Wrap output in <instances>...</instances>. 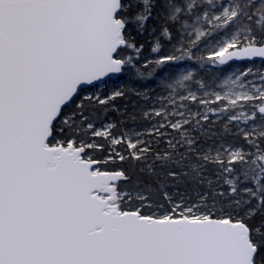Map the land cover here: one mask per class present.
Segmentation results:
<instances>
[{
	"label": "snow or ice",
	"instance_id": "6c2138e0",
	"mask_svg": "<svg viewBox=\"0 0 264 264\" xmlns=\"http://www.w3.org/2000/svg\"><path fill=\"white\" fill-rule=\"evenodd\" d=\"M149 21L153 52L175 43L141 68L167 67L169 95L144 113L150 139L116 135L95 108L124 91L88 93L135 68L130 25ZM257 59L264 0H0V264H264V70L202 95L181 71ZM117 160L139 175L107 167Z\"/></svg>",
	"mask_w": 264,
	"mask_h": 264
},
{
	"label": "trees",
	"instance_id": "16d2710c",
	"mask_svg": "<svg viewBox=\"0 0 264 264\" xmlns=\"http://www.w3.org/2000/svg\"><path fill=\"white\" fill-rule=\"evenodd\" d=\"M130 30L132 31L133 36L135 37L138 45H143V51L140 55L139 62L136 63L135 68L122 73L120 76V80H122V84L119 89L124 91V95L122 97H117L114 100L110 101L106 106H97L95 108L96 114V123L97 126H101L110 121L115 125L114 133L116 135H121L123 129H130V127H134L136 131L145 130L148 128L147 126H152L156 121L148 120L144 118V111H141V104H145L146 100L155 96L162 91H165L162 85H160V81L164 76H169V71L167 67L158 68L152 76H148L147 70L141 68V65L146 60L155 59L160 55L169 54L172 51V44L175 43L173 41L171 44L166 41H161V48L158 52H153L152 48L155 46L157 39L159 38V24L153 21H149L147 25V29L140 34H137L135 29L130 25ZM184 66H191L195 69V76L198 80L202 81L204 84H208L207 82L210 80L207 74L206 67L201 66L196 61H183L181 62ZM137 69L143 71V76L137 74ZM145 84V86L150 87V90L144 93V90H141V87ZM192 87L198 89V85L192 83L190 84ZM146 94V95H145ZM151 100V99H150ZM152 101V100H151ZM145 102V103H144ZM149 103V102H148ZM195 104H193V107ZM197 106V105H196ZM198 107V106H197ZM145 108H151V105L148 104ZM143 110V109H142ZM214 132H222L223 131V122L217 123L216 125H208ZM234 131V129H233ZM148 139H150L148 137ZM237 139L242 144L243 141L238 137ZM98 142L103 143V140H98ZM152 146L154 150H162L166 147L164 142H161L158 146L156 142L153 140ZM120 150L123 152V146H120ZM102 157L106 156L107 153L100 154ZM109 168L120 169L123 168L129 175L132 176L133 179L139 175V169L141 165L136 166V170L133 171L132 164L130 161H116L115 163L109 162ZM211 175V173H210ZM215 179V177H212ZM171 191V189H169ZM181 192L184 191L183 186H181ZM201 192L205 191V189H200ZM187 195H189L193 200L197 199V192L193 190L191 187L188 188ZM260 217L257 216L255 218V222H258Z\"/></svg>",
	"mask_w": 264,
	"mask_h": 264
},
{
	"label": "rangeland",
	"instance_id": "374dc122",
	"mask_svg": "<svg viewBox=\"0 0 264 264\" xmlns=\"http://www.w3.org/2000/svg\"><path fill=\"white\" fill-rule=\"evenodd\" d=\"M224 2L227 3V0H224ZM253 66L259 67L262 70H264V63H262V62H258L255 65H252V64L235 65V66H232L227 71H224L220 68H212V67L207 66L206 67V70H207L206 76L210 77L209 78L210 80L207 82L208 84H206L207 87L205 89L198 90V95H202V93L204 91H212L213 89L216 91H226L227 89L224 87V81L227 80V78L229 76H231L238 69L242 70V69H246L247 67H253ZM181 71H193V72H195V69L191 66H184V68H182ZM168 77L169 76H164L162 78L168 79ZM257 83H259V81H257ZM121 84H122V80H120V77L111 78V81H109V84L107 86L101 85L98 89H95V88L90 89L88 94H99L101 96L110 95L111 92L118 90L117 86L119 88ZM141 90H144L143 92L146 93L150 90V87L145 86V84H143V86L141 87ZM189 90L196 91L197 89L192 87L191 85H189ZM179 91L183 92V94H186V92L184 90H179ZM168 95H169V93L167 92V90H165V91H162L161 93L156 94L153 97L150 96V98L145 101L146 103L144 102L145 104H141V111L148 112V111H151L153 108H159L162 101L166 102ZM177 100L179 101L178 96H177ZM148 104L151 105V108H145ZM190 107L192 108L193 111L197 110L196 105L194 107H193V105H190ZM220 122H223V121H220ZM108 123H111V122L108 121ZM108 123H105V124H108ZM111 124H113V123H111ZM152 126H147L148 128H146L145 130H141V131H136V129L134 127H130V129H123L122 133L127 132L130 135H132L133 138L135 137V135L140 134L142 138L148 139V137L145 134L148 130H150L152 128ZM216 133H220V132L216 131ZM223 139L228 143L241 144L240 141L237 139V137H233L231 135L225 136V137H223Z\"/></svg>",
	"mask_w": 264,
	"mask_h": 264
},
{
	"label": "water",
	"instance_id": "95a60500",
	"mask_svg": "<svg viewBox=\"0 0 264 264\" xmlns=\"http://www.w3.org/2000/svg\"><path fill=\"white\" fill-rule=\"evenodd\" d=\"M256 62H262V61H260L259 59H257L256 61H255V63ZM245 63H251V62H236L235 64H239V65H241V64H245ZM234 64V65H235ZM253 64V63H252ZM122 74H118V75H116V76H113L112 78H117V77H120Z\"/></svg>",
	"mask_w": 264,
	"mask_h": 264
}]
</instances>
